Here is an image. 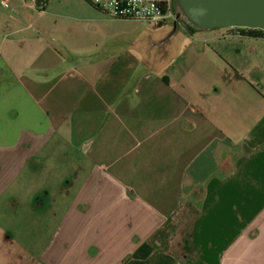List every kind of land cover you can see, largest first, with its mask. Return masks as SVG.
Listing matches in <instances>:
<instances>
[{
	"label": "crops",
	"instance_id": "1",
	"mask_svg": "<svg viewBox=\"0 0 264 264\" xmlns=\"http://www.w3.org/2000/svg\"><path fill=\"white\" fill-rule=\"evenodd\" d=\"M173 24L0 0V264H264V33Z\"/></svg>",
	"mask_w": 264,
	"mask_h": 264
},
{
	"label": "water",
	"instance_id": "2",
	"mask_svg": "<svg viewBox=\"0 0 264 264\" xmlns=\"http://www.w3.org/2000/svg\"><path fill=\"white\" fill-rule=\"evenodd\" d=\"M181 13L199 29L245 27L264 30V0H177ZM177 24V22H175Z\"/></svg>",
	"mask_w": 264,
	"mask_h": 264
},
{
	"label": "built area",
	"instance_id": "3",
	"mask_svg": "<svg viewBox=\"0 0 264 264\" xmlns=\"http://www.w3.org/2000/svg\"><path fill=\"white\" fill-rule=\"evenodd\" d=\"M95 8L106 12L112 18L146 21L156 25L168 21L178 22L174 0H87ZM238 36L248 35L251 30H264L245 27H231Z\"/></svg>",
	"mask_w": 264,
	"mask_h": 264
},
{
	"label": "trees",
	"instance_id": "4",
	"mask_svg": "<svg viewBox=\"0 0 264 264\" xmlns=\"http://www.w3.org/2000/svg\"><path fill=\"white\" fill-rule=\"evenodd\" d=\"M195 26V25H194ZM196 27V26H195ZM191 28V27H190ZM198 28V27H196ZM249 36H254V37H257V36H261L262 35V32L260 30H251L249 33H248ZM151 247L148 246V244L146 245H143L139 250H137L134 254V257L137 258V259H144L146 258L150 252H151Z\"/></svg>",
	"mask_w": 264,
	"mask_h": 264
},
{
	"label": "rangeland",
	"instance_id": "5",
	"mask_svg": "<svg viewBox=\"0 0 264 264\" xmlns=\"http://www.w3.org/2000/svg\"><path fill=\"white\" fill-rule=\"evenodd\" d=\"M174 1H175V8L177 10V13L179 14V13H181L180 5H179L177 0H174ZM166 23H167V26H166L165 30H168V29L169 30H173V28H174V24L173 23L174 22L168 21ZM166 23H164V24H166ZM177 23H178L179 26L185 25V26H188V27H191V28L199 29V28H196L191 22H189V20H187L182 15H181V17H180V19L178 20ZM228 28H231V27H228ZM218 29H221V28H218ZM231 30H233V29L231 28Z\"/></svg>",
	"mask_w": 264,
	"mask_h": 264
},
{
	"label": "flooded vegetation",
	"instance_id": "6",
	"mask_svg": "<svg viewBox=\"0 0 264 264\" xmlns=\"http://www.w3.org/2000/svg\"><path fill=\"white\" fill-rule=\"evenodd\" d=\"M183 16V15H182ZM184 17V16H183Z\"/></svg>",
	"mask_w": 264,
	"mask_h": 264
}]
</instances>
